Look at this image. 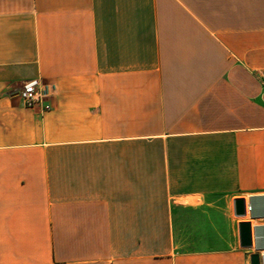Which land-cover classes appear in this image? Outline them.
<instances>
[{
  "label": "crops",
  "instance_id": "0c3cea01",
  "mask_svg": "<svg viewBox=\"0 0 264 264\" xmlns=\"http://www.w3.org/2000/svg\"><path fill=\"white\" fill-rule=\"evenodd\" d=\"M263 71L264 0H0V264L262 257Z\"/></svg>",
  "mask_w": 264,
  "mask_h": 264
},
{
  "label": "built area",
  "instance_id": "2783aa9c",
  "mask_svg": "<svg viewBox=\"0 0 264 264\" xmlns=\"http://www.w3.org/2000/svg\"><path fill=\"white\" fill-rule=\"evenodd\" d=\"M261 82L264 84V71L261 72ZM55 95V87L41 79L26 81L20 90L19 96L27 109H39L48 112L52 109L51 100ZM251 211V207H247ZM264 258V252L262 254Z\"/></svg>",
  "mask_w": 264,
  "mask_h": 264
},
{
  "label": "water",
  "instance_id": "95a60500",
  "mask_svg": "<svg viewBox=\"0 0 264 264\" xmlns=\"http://www.w3.org/2000/svg\"><path fill=\"white\" fill-rule=\"evenodd\" d=\"M246 203L244 199H238L235 201V215L239 218L246 217ZM240 238L241 246L243 248L253 247L252 227L248 222L240 223ZM251 264H264V258L260 254H254L251 256Z\"/></svg>",
  "mask_w": 264,
  "mask_h": 264
}]
</instances>
